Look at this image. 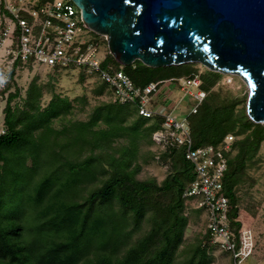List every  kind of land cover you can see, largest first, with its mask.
Returning <instances> with one entry per match:
<instances>
[{
	"label": "trees",
	"instance_id": "16d2710c",
	"mask_svg": "<svg viewBox=\"0 0 264 264\" xmlns=\"http://www.w3.org/2000/svg\"><path fill=\"white\" fill-rule=\"evenodd\" d=\"M92 34L100 39L99 35ZM109 65H113L115 69L120 68V64L110 53L103 62V67L108 68ZM123 69L139 87H145L151 82L198 74L194 63L151 68L136 61ZM220 75L213 71H208L206 76L200 74L202 88L208 95L189 122L196 147L218 145L227 135L235 136L224 177V193L230 199V217L234 218L238 213L235 188L247 164L255 159L264 141V124L253 122L245 112H238L233 101L220 105L207 101L210 90L219 81ZM104 87L106 89L105 85ZM28 92L32 96L34 86ZM17 97L18 90L9 96L5 108L7 132L0 136V161L3 162L0 174V264H177L187 226V218L183 215L186 202L184 192L195 179L194 167L186 159L184 148L169 146L162 156L159 155L161 160L170 163L171 168L175 166V172L161 185L154 181L136 179L127 169L133 151L123 148L119 150L120 159L126 162H110L109 177L101 185L91 189L82 201L76 200L78 178L84 176L92 181L97 172L99 174L104 171L103 166L98 167L96 164V156L66 162L63 167L64 171L68 170L69 176L61 182L60 188L52 191L57 179L53 173L57 172L56 169L41 179L35 177L39 150L32 152L33 164L30 165L25 156L18 155V149L31 142L32 128L41 125L45 130L39 136L40 141H36L41 145V150L47 149L56 154L53 165H61L59 159L62 154L56 149L59 146L58 140H51L50 136L54 131L45 123L51 117L58 116V108L61 105L62 108L67 107L68 104L64 106L63 103L68 101H53L38 115L26 113L23 129H17L20 120L14 117L16 112L12 105ZM106 105H130L137 113L136 107L131 104L109 102ZM137 115L141 120L153 122L150 127L152 139L153 132L161 127L163 117L144 118L138 113ZM110 119V116L106 119L108 128L99 130L92 129L96 119L89 123H79L74 143L79 142L81 148L88 145L91 150L107 152L112 148L113 138L120 135L123 129L120 123L113 124ZM141 120L131 127H139ZM66 144H69L68 140L60 143V147L63 148ZM45 152L48 153L46 150ZM24 179H27L26 189L31 186L33 191L28 190L25 200L21 197L20 208L4 211L5 192L10 190L14 197L20 198L22 193L17 184ZM159 193H171L170 202L162 205L158 199ZM114 201L119 204L121 211L113 209ZM149 211L150 216H147ZM127 215H130L134 224L130 230L127 228ZM145 218L152 224L150 230L133 241V231ZM210 249L209 235L205 233L202 242L183 264H206Z\"/></svg>",
	"mask_w": 264,
	"mask_h": 264
},
{
	"label": "built area",
	"instance_id": "2783aa9c",
	"mask_svg": "<svg viewBox=\"0 0 264 264\" xmlns=\"http://www.w3.org/2000/svg\"><path fill=\"white\" fill-rule=\"evenodd\" d=\"M92 33L72 0H0V109L3 113L0 136L7 132L5 108L10 94L16 92L12 90L23 71L30 68L79 70L101 81L111 102L134 105L144 118L163 117L152 140L163 150L169 146L184 148L185 157L195 172L184 198L205 213L210 247L228 253L233 264H243L256 248L253 222L242 212L230 217L232 206L224 193L228 154L233 151L235 136L227 135L218 145L196 147L191 134L189 119L198 113L208 95L202 88L200 74L139 87L125 73L123 65L119 69L113 65L103 67L107 56L101 60L98 54L101 46H108L107 40L100 35L97 39ZM169 83L175 85L179 94L175 99L170 95L167 105L159 103L158 94Z\"/></svg>",
	"mask_w": 264,
	"mask_h": 264
},
{
	"label": "rangeland",
	"instance_id": "374dc122",
	"mask_svg": "<svg viewBox=\"0 0 264 264\" xmlns=\"http://www.w3.org/2000/svg\"><path fill=\"white\" fill-rule=\"evenodd\" d=\"M109 53L108 46H101L99 51V58L102 60ZM194 68L198 74L202 76L207 74L206 67L199 63H194ZM221 74V73H220ZM231 80V82H228ZM34 86L33 95H29L28 90ZM15 90L19 91V97L13 100L12 105L15 107L14 117L18 118L20 122L17 124V129H23L25 114L38 115L46 110L51 102H59L58 100H67L68 103H63L67 107H59V115L51 117L47 123V126L52 128L54 134L50 136L51 140H58L56 147L57 151L62 154L61 165H53V159H56V154L47 149L41 150V145L37 143L40 141L39 137L45 130L44 127L38 125L32 128L30 143H26L25 146L18 149V155L25 156L27 164H33L32 152L35 150L39 153L36 160L38 169L35 177L41 179L53 170H57L55 174L56 183L52 187V191L60 188L61 182L63 183L67 176H69L68 170L63 165L68 161L82 160L86 156H96L95 161L98 167L103 166L104 171L97 172L94 180H89L82 176L78 178L77 189L78 192L76 200L82 201L87 193L101 185V182L106 180L111 172L110 162L120 159L121 152L119 150L128 148L133 151L131 157V163L127 169L133 173L136 179L141 181H154L159 185L173 172H175V166L170 167L169 162H164L157 156H162L164 150L158 148L151 139L152 121L141 120L137 113L130 105H106L111 102L110 95L105 89L101 81L96 80L93 77L85 76L79 70L68 71H54L49 68H30L23 71L16 82ZM176 87L173 83H169L162 88L161 94H158L159 103L168 104L170 94L177 95ZM176 93V94H174ZM249 89L246 83L238 76L230 74H221L219 81L211 88L208 102L213 105H220L226 102H235L236 110L238 112H245L247 106ZM184 106L188 103H183ZM110 110V111H108ZM112 110V111H111ZM120 112H118V111ZM131 110V111H130ZM128 111V112H127ZM110 116V121L113 124H117L123 127L120 135L115 136L112 141V148L100 153L99 149L91 150L90 146L86 145L81 148L80 144L74 143V136L78 134L77 127L79 123H89L96 119L95 125L92 129L99 130L108 128L109 124L106 119ZM13 117V118H14ZM3 119V113L0 109V125ZM124 119V120H123ZM141 120L139 127H131L135 122ZM122 121V122H120ZM57 133V136H55ZM39 137V138H37ZM33 138V140H32ZM37 139V141H36ZM69 144L60 147V143L66 142ZM43 143V141H42ZM45 150L48 152L46 153ZM19 159V158H16ZM129 160V158H127ZM57 162V161H56ZM126 162V161H125ZM59 163V161L57 162ZM3 162L0 161V174L2 172ZM66 172V173H63ZM27 179L18 183V188L21 189L20 198L14 197L11 191H6L5 195V208L8 210L18 209L21 206V197L25 200L28 190L33 191L30 186L28 189ZM17 189V187H15ZM25 189V190H24ZM51 192V191H50ZM237 196V208L238 212H242L250 217L253 222V230L255 243L261 246L260 253L264 254V141L261 143L259 151L254 160L247 164L245 171L242 173L240 181L235 188ZM158 199L162 205L168 204L171 200V193H159ZM113 209L121 211L119 204L114 201ZM150 211L147 216H150ZM152 215V212H151ZM183 215L187 218V226L184 231L183 243L180 246V255L176 262L177 264H183L196 249L206 233V217L202 210L195 209L191 202H184ZM128 229L134 227L133 220L128 216ZM151 222L148 219H144L132 233V240L137 241L139 238L148 233L151 228ZM205 244V243H204ZM257 245L253 255L244 261L243 264H255L257 263ZM206 264H233L231 256L217 249L211 248L207 252ZM196 260H198L196 258ZM176 264V263H175Z\"/></svg>",
	"mask_w": 264,
	"mask_h": 264
},
{
	"label": "water",
	"instance_id": "95a60500",
	"mask_svg": "<svg viewBox=\"0 0 264 264\" xmlns=\"http://www.w3.org/2000/svg\"><path fill=\"white\" fill-rule=\"evenodd\" d=\"M123 66L199 63L240 77L246 111L264 124V0H72Z\"/></svg>",
	"mask_w": 264,
	"mask_h": 264
},
{
	"label": "crops",
	"instance_id": "0c3cea01",
	"mask_svg": "<svg viewBox=\"0 0 264 264\" xmlns=\"http://www.w3.org/2000/svg\"><path fill=\"white\" fill-rule=\"evenodd\" d=\"M176 93H178V92H176ZM176 93H174V94H176ZM161 94V93H160ZM179 94V93H178ZM177 94V95H178ZM171 95V98L172 99H175L176 98V96L177 95H174L173 96V94H170ZM169 95V96H170ZM168 96V97H169ZM253 227H254V225H253ZM264 233V232H263ZM257 245V249H258V251H257V255H256V259H257V263H255V264H264V254L263 253H260V250H261V246H260V244H259V241H258V243L256 244ZM262 251V250H261Z\"/></svg>",
	"mask_w": 264,
	"mask_h": 264
}]
</instances>
